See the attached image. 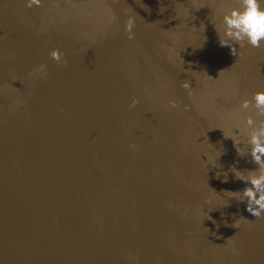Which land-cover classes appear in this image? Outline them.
<instances>
[{
    "label": "water",
    "instance_id": "obj_1",
    "mask_svg": "<svg viewBox=\"0 0 264 264\" xmlns=\"http://www.w3.org/2000/svg\"><path fill=\"white\" fill-rule=\"evenodd\" d=\"M235 6L0 0V264H264V217L215 175L256 167L218 129L264 91V45L210 23Z\"/></svg>",
    "mask_w": 264,
    "mask_h": 264
},
{
    "label": "clouds",
    "instance_id": "obj_2",
    "mask_svg": "<svg viewBox=\"0 0 264 264\" xmlns=\"http://www.w3.org/2000/svg\"><path fill=\"white\" fill-rule=\"evenodd\" d=\"M26 7L39 5L40 0H25ZM222 3L228 0H221ZM236 6L222 8L216 17L210 20L217 33L218 44L227 47L234 56L238 55V49L245 46L259 48L264 45V0H231ZM133 19L129 17L125 24V31L129 39L132 38ZM52 60L63 62V53L58 49L50 51ZM44 66H41L43 69ZM46 71L44 75H46ZM181 87L189 89L187 81ZM138 103L136 98H132L128 107L133 108ZM171 108H177L175 101H170ZM187 106H185V109ZM239 109L245 114L242 120H237L230 128H218L222 130L223 138L232 142L235 153L240 158H247L256 167L251 170L242 171L234 166H230L227 171L218 170L215 175L222 178V182H227L230 171L235 180L245 184L240 191H224L229 199L243 202L244 210L252 217L259 219L264 217V91H255L251 98H242L239 102ZM130 150H134L136 145L130 143ZM223 149L215 150V158L210 163L211 167L217 169L220 166L216 163L222 154ZM205 156V161L210 157ZM239 220H247L240 217L235 220L232 226Z\"/></svg>",
    "mask_w": 264,
    "mask_h": 264
}]
</instances>
